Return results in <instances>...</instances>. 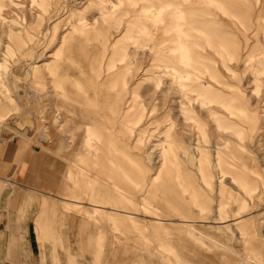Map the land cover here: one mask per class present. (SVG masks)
I'll list each match as a JSON object with an SVG mask.
<instances>
[{
    "label": "rangeland",
    "instance_id": "rangeland-1",
    "mask_svg": "<svg viewBox=\"0 0 264 264\" xmlns=\"http://www.w3.org/2000/svg\"><path fill=\"white\" fill-rule=\"evenodd\" d=\"M181 6L199 30L186 29L180 14L179 33L168 34L158 24L159 0H0V110L8 108L0 142L24 139L33 164L56 180L47 188L33 185L42 172L28 173L21 183L0 179V213L23 209L35 218L46 198L52 208L47 224L65 238L44 240L36 260L41 253L47 264L55 254L66 264L68 253L78 264H249L264 258V0H181ZM59 106L98 126L100 143L80 149L85 128L73 141L59 128L72 121L44 118L53 107L70 116ZM169 127L175 142L163 155L159 138ZM202 140L201 172L188 153ZM113 155L121 170L128 168L129 180L123 170L111 182L136 200V224H97L64 207L73 198L62 184L71 160L78 156L96 176ZM177 203L191 215L174 213ZM61 212L71 213L70 240ZM160 215L174 222L149 219ZM190 216L204 237L186 235L177 224ZM98 233L105 240L92 255L86 236ZM12 249L0 254V264H25L26 252Z\"/></svg>",
    "mask_w": 264,
    "mask_h": 264
},
{
    "label": "crops",
    "instance_id": "crops-1",
    "mask_svg": "<svg viewBox=\"0 0 264 264\" xmlns=\"http://www.w3.org/2000/svg\"><path fill=\"white\" fill-rule=\"evenodd\" d=\"M185 1V0H184ZM159 3L163 5L160 16V21L158 22L159 25H164V27L169 30L168 34L176 35L179 33L180 26L179 24V16L180 14L183 15L185 24H188V16L184 10H182L181 6V0H159ZM190 22V20H189ZM192 22V21H191ZM187 26L186 29H196L199 30V28L194 25ZM69 37V36H68ZM67 38V37H66ZM64 39L63 46L64 48L67 46L68 39ZM70 38V37H69ZM62 52H60L61 54ZM59 62V61H58ZM62 61L57 64L56 71L58 72V65H60ZM2 66V64L0 65ZM2 68V67H1ZM2 71V70H1ZM0 71V72H1ZM56 72V73H57ZM39 74V71L36 72ZM2 105V104H0ZM53 106V105H52ZM54 108V107H53ZM51 109L53 112L52 115L48 114L47 116H44L47 120L50 121V123H67L63 126H59L61 133L65 136H69L73 141L76 139V136L79 131H81L83 128H85L84 135H81V138L78 141V146L81 148H89V145L94 142L100 143V140L103 139L102 135L98 134L99 131L98 126H89L88 124L83 123L81 118H79V114L77 110L59 106V110L65 111L69 115H58L56 114V111L54 109ZM8 109V108H7ZM3 109L0 110V121H6L8 118H6V115L8 114V110ZM61 116V120L59 121V117ZM71 116L73 118H71ZM76 116V118H75ZM24 139H4L0 142V179L6 180L10 182L15 183H21V181L27 177L26 175L28 173H40L42 172V168L37 167L38 164H33L32 162V153H29V144H27ZM111 149H108L110 151ZM39 151L36 150L35 153H38ZM110 153H112L110 151ZM71 170L68 172V176H66L62 181V184L64 186V191L67 192V194L71 195L73 198L70 200H64V207L68 210L75 209L77 211H81L82 213L87 215L89 218H87L89 221H94L98 224L99 221L105 220L111 227L118 225L117 223L123 222V223H129V224H136L139 221V217L135 211L137 204L136 200L132 199L129 195H126L123 193L122 188L119 185H116L112 183L111 181H114L118 178L119 175L122 176L123 173L125 178L129 180V173L128 168H123L122 165H120V162L118 160V157L109 156L107 157V169L105 173L100 172L96 173L95 175L89 174V171L83 167L82 160L78 158L76 160H71ZM35 166V168H33ZM96 166V164H94ZM123 171V173H122ZM157 178V177H156ZM152 179L153 182L156 180ZM56 180L52 179L50 180L49 177L45 176L42 172L39 174V179L37 180V184L33 183V185L37 186L41 183L44 185L46 184L47 188H52L54 185V182ZM28 190L29 189L27 187ZM34 190V189H33ZM150 191V189L148 190ZM219 191V189L217 190ZM41 192V191H40ZM42 196H46L49 198V196L43 192ZM148 196L145 195L143 198H146ZM154 197V192H153ZM25 200V199H23ZM24 201H22L23 203ZM158 203V202H157ZM159 204V203H158ZM165 204L173 205L172 201H167ZM157 207L158 205L155 204ZM177 207L173 208L175 211L174 213H177L180 211V209L186 210L190 213V208L185 207L181 204L177 203ZM39 211L36 217H32L31 215H25L23 209L19 210L20 214L16 215L15 213H0V254L5 255L9 251L7 247H13L12 253L13 254H19L22 251H25L27 254V261H25V264H47L44 253H41L42 261L36 260L35 257V250L37 247V250H45V244L44 240H52L53 241H59L60 243H64V239L62 236L58 235L55 228H52V225L47 224V215L52 211V208H50V204L46 200V198H41V201L39 203ZM158 212L161 214L160 208L158 207ZM2 211V210H0ZM23 211V212H22ZM71 214V213H70ZM70 214L61 212L59 219L63 220L60 221V224L67 227V234L68 239L71 233H73L71 230V224H69ZM96 216L99 217V220L96 218ZM145 217V216H143ZM169 217V215L167 216ZM191 217V216H190ZM94 218V220H92ZM101 219V220H100ZM153 222H156L157 224H165L167 222H174L170 218L164 219L162 215L160 216H153L151 218ZM196 218L191 217V219L186 220H180L178 219L177 224L182 227L184 231H186L191 237H204L201 233H197V228L194 227L193 224L197 223ZM218 224H225L221 228L224 230H227V224L226 222H219ZM100 228H98L99 231ZM91 235V234H90ZM87 235L86 239L88 240V247L90 248V252L93 255L94 250L96 249L97 245H102L103 236L97 235L96 239L95 237L92 238V236ZM102 237V238H100ZM70 240V239H69ZM8 244H5V242ZM11 245L10 244V242ZM71 243V242H70ZM7 245V246H6ZM2 247V248H1ZM99 247V246H98ZM53 262L52 264H60L59 257L55 254L53 255ZM67 261L66 264H78L77 261H74L73 256H70L69 253L66 255ZM21 263V261H20ZM208 264V262H206ZM264 258H256L252 257V261L249 262V264H263Z\"/></svg>",
    "mask_w": 264,
    "mask_h": 264
},
{
    "label": "bare ground",
    "instance_id": "bare-ground-1",
    "mask_svg": "<svg viewBox=\"0 0 264 264\" xmlns=\"http://www.w3.org/2000/svg\"><path fill=\"white\" fill-rule=\"evenodd\" d=\"M262 19L264 20V14L262 13ZM188 52H183L181 54V59L183 60V64L184 65H188V61H189V55L187 54ZM172 127H169L165 133L162 134V137L159 138L160 140V145L158 146L161 150L163 155L167 152V150L171 147L174 146V140L172 139ZM204 142V140L197 142V144L195 145H191L189 148V153L188 155L190 156H194V158L198 161V163L195 165L196 169L198 171H203L204 169V155H203V149L205 148V146H202V143ZM156 147V146H155ZM152 152H150L151 155ZM171 154H169L170 156ZM167 157V156H166ZM165 157V158H166ZM188 156L185 155L183 156V158H187Z\"/></svg>",
    "mask_w": 264,
    "mask_h": 264
}]
</instances>
